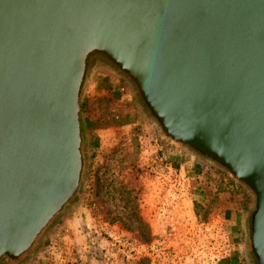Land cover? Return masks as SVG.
<instances>
[{
	"label": "water",
	"instance_id": "water-1",
	"mask_svg": "<svg viewBox=\"0 0 264 264\" xmlns=\"http://www.w3.org/2000/svg\"><path fill=\"white\" fill-rule=\"evenodd\" d=\"M91 54L173 144L252 192L264 264V0H0V260L25 254L78 190Z\"/></svg>",
	"mask_w": 264,
	"mask_h": 264
},
{
	"label": "rangeland",
	"instance_id": "rangeland-1",
	"mask_svg": "<svg viewBox=\"0 0 264 264\" xmlns=\"http://www.w3.org/2000/svg\"><path fill=\"white\" fill-rule=\"evenodd\" d=\"M95 59L113 68L100 54L86 62L77 193L15 264H257L250 248L252 192L165 137L134 86L137 121L127 127L111 101L88 98L84 81ZM180 154L198 162L195 176L174 166Z\"/></svg>",
	"mask_w": 264,
	"mask_h": 264
},
{
	"label": "crops",
	"instance_id": "crops-1",
	"mask_svg": "<svg viewBox=\"0 0 264 264\" xmlns=\"http://www.w3.org/2000/svg\"><path fill=\"white\" fill-rule=\"evenodd\" d=\"M84 83V90L88 98L96 97L106 99L111 101L115 108L122 111L118 116L121 125L127 127L137 121L134 115L138 101V96L136 97L137 93L134 91V87L128 79L118 73L114 68L99 64L95 59L87 71ZM103 132L96 134L95 137L98 140H102L106 134ZM173 164L179 169L186 170L189 176H195L198 170V162L189 157V155L180 154V156H175L173 158ZM229 216L228 221L232 225L233 213H229ZM40 264L47 263L41 261Z\"/></svg>",
	"mask_w": 264,
	"mask_h": 264
},
{
	"label": "trees",
	"instance_id": "trees-1",
	"mask_svg": "<svg viewBox=\"0 0 264 264\" xmlns=\"http://www.w3.org/2000/svg\"><path fill=\"white\" fill-rule=\"evenodd\" d=\"M104 59H105V57H103ZM106 60V59H105ZM96 61L99 63V64H102V65H105L104 63H103V61L102 60H99V59H96ZM108 64H110V63H108ZM111 65V64H110ZM87 66V65H86ZM112 66V65H111ZM114 68V67H113ZM117 70V69H116ZM118 71V70H117ZM119 72V71H118ZM140 98V97H139ZM140 101H141V99H140ZM141 103H142V106L145 108V110H146V112L150 115V113H149V111L147 110V108L144 106V104H143V102L141 101ZM151 116V115H150ZM79 121H80V118H79ZM77 193V192H76ZM76 193H75V195H76ZM75 195L71 198V200L75 197ZM70 200V201H71ZM69 201V202H70ZM50 224V223H49ZM34 245V244H33ZM33 245H32V247H33ZM31 247V248H32ZM30 248V249H31ZM30 249L25 253V254H23L21 257H23L24 255H26L29 251H30ZM21 257H19L18 259H7V261H6V264H15ZM0 264H1V260H0Z\"/></svg>",
	"mask_w": 264,
	"mask_h": 264
}]
</instances>
